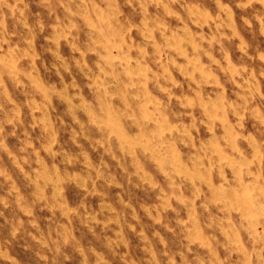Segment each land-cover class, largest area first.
I'll return each instance as SVG.
<instances>
[{
	"label": "rangeland",
	"instance_id": "374dc122",
	"mask_svg": "<svg viewBox=\"0 0 264 264\" xmlns=\"http://www.w3.org/2000/svg\"><path fill=\"white\" fill-rule=\"evenodd\" d=\"M0 264H264V0H0Z\"/></svg>",
	"mask_w": 264,
	"mask_h": 264
}]
</instances>
